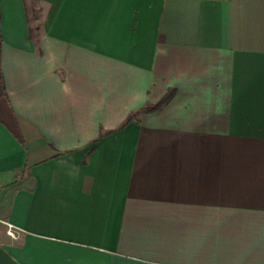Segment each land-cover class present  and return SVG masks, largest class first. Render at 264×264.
<instances>
[{"label":"crops","instance_id":"crops-1","mask_svg":"<svg viewBox=\"0 0 264 264\" xmlns=\"http://www.w3.org/2000/svg\"><path fill=\"white\" fill-rule=\"evenodd\" d=\"M29 5L0 0V246L264 264V0Z\"/></svg>","mask_w":264,"mask_h":264},{"label":"trees","instance_id":"trees-1","mask_svg":"<svg viewBox=\"0 0 264 264\" xmlns=\"http://www.w3.org/2000/svg\"><path fill=\"white\" fill-rule=\"evenodd\" d=\"M40 52H42L41 49H40ZM0 69H2L1 57H0ZM175 93H176L175 87L169 88L167 92L159 100L155 102H147L145 105H143L139 109L132 111L128 115L125 123L130 122L131 120L139 116V114L142 112H151V111L162 109L174 97Z\"/></svg>","mask_w":264,"mask_h":264},{"label":"water","instance_id":"water-1","mask_svg":"<svg viewBox=\"0 0 264 264\" xmlns=\"http://www.w3.org/2000/svg\"><path fill=\"white\" fill-rule=\"evenodd\" d=\"M0 264H19V262L5 248L0 246Z\"/></svg>","mask_w":264,"mask_h":264},{"label":"rangeland","instance_id":"rangeland-1","mask_svg":"<svg viewBox=\"0 0 264 264\" xmlns=\"http://www.w3.org/2000/svg\"><path fill=\"white\" fill-rule=\"evenodd\" d=\"M29 6H30V13L32 14V16H37V0H29ZM33 22L35 24V22H37L36 19H33Z\"/></svg>","mask_w":264,"mask_h":264},{"label":"built area","instance_id":"built-area-1","mask_svg":"<svg viewBox=\"0 0 264 264\" xmlns=\"http://www.w3.org/2000/svg\"><path fill=\"white\" fill-rule=\"evenodd\" d=\"M0 185H1V181H0ZM12 228H14V226H13V225H10V229H9L8 231H9V233H10L12 236H15V231H14V229H12Z\"/></svg>","mask_w":264,"mask_h":264}]
</instances>
